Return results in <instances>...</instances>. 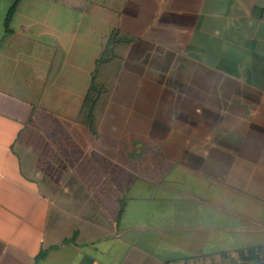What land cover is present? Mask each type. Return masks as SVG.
Listing matches in <instances>:
<instances>
[{
    "label": "crops",
    "instance_id": "0c3cea01",
    "mask_svg": "<svg viewBox=\"0 0 264 264\" xmlns=\"http://www.w3.org/2000/svg\"><path fill=\"white\" fill-rule=\"evenodd\" d=\"M0 264H264V0H0Z\"/></svg>",
    "mask_w": 264,
    "mask_h": 264
},
{
    "label": "trees",
    "instance_id": "16d2710c",
    "mask_svg": "<svg viewBox=\"0 0 264 264\" xmlns=\"http://www.w3.org/2000/svg\"><path fill=\"white\" fill-rule=\"evenodd\" d=\"M13 8H14V6H12L10 9H9V14L12 12V10H13ZM90 113H89V120H88V126H89V128L91 129V130H93V127H92V121H91V118H90Z\"/></svg>",
    "mask_w": 264,
    "mask_h": 264
}]
</instances>
